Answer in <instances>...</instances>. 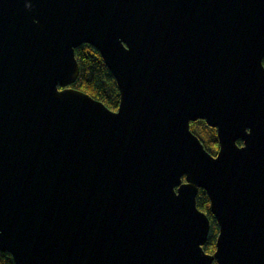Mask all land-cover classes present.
Masks as SVG:
<instances>
[{
    "label": "water",
    "instance_id": "1",
    "mask_svg": "<svg viewBox=\"0 0 264 264\" xmlns=\"http://www.w3.org/2000/svg\"><path fill=\"white\" fill-rule=\"evenodd\" d=\"M84 44L117 82V111L71 87ZM263 60L264 0H0V252L264 264Z\"/></svg>",
    "mask_w": 264,
    "mask_h": 264
},
{
    "label": "trees",
    "instance_id": "2",
    "mask_svg": "<svg viewBox=\"0 0 264 264\" xmlns=\"http://www.w3.org/2000/svg\"><path fill=\"white\" fill-rule=\"evenodd\" d=\"M75 56L80 74L71 87L102 102L110 110L117 111L120 105V92L114 76L105 65L100 53L91 45L84 44L75 50ZM190 130L208 153L213 154L217 150L215 131L205 122L198 120L190 123ZM196 207L208 217L210 229L207 241L202 248L206 254L212 255L215 250L218 226L210 213L209 199L201 189L196 196ZM0 264H15V262L9 253L0 252Z\"/></svg>",
    "mask_w": 264,
    "mask_h": 264
},
{
    "label": "flooded vegetation",
    "instance_id": "3",
    "mask_svg": "<svg viewBox=\"0 0 264 264\" xmlns=\"http://www.w3.org/2000/svg\"><path fill=\"white\" fill-rule=\"evenodd\" d=\"M264 61V60H263ZM264 66V65H263ZM200 121H202V120H200ZM204 122V121H203ZM206 124V123H205ZM212 129H214V128H212ZM214 131H215V134H216V129H214ZM216 141H217V150L213 153V154H210V155H212L213 157H215L216 156V154H217V152H218V149H219V145H218V140H217V135H216ZM236 144L239 146V147H242V142H241V140H238L237 142H236ZM204 147V146H203Z\"/></svg>",
    "mask_w": 264,
    "mask_h": 264
}]
</instances>
